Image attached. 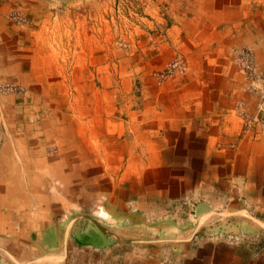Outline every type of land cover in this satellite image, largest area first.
<instances>
[{
  "label": "crops",
  "instance_id": "1",
  "mask_svg": "<svg viewBox=\"0 0 264 264\" xmlns=\"http://www.w3.org/2000/svg\"><path fill=\"white\" fill-rule=\"evenodd\" d=\"M174 5L124 75L82 59V35L27 45L0 9V84L26 90L0 95V264H264V135L234 60L264 70V0ZM178 57L187 74L160 81Z\"/></svg>",
  "mask_w": 264,
  "mask_h": 264
},
{
  "label": "rangeland",
  "instance_id": "2",
  "mask_svg": "<svg viewBox=\"0 0 264 264\" xmlns=\"http://www.w3.org/2000/svg\"><path fill=\"white\" fill-rule=\"evenodd\" d=\"M3 1L4 24L21 31L27 45L35 31L43 35L42 46L57 50L76 44L82 35V59L86 50L88 61L107 64L105 71L114 68L122 75L149 54L145 47H156L164 40L176 23V12L186 8L175 6V0ZM16 16L25 21L19 24ZM237 231L245 237L250 233L242 228Z\"/></svg>",
  "mask_w": 264,
  "mask_h": 264
},
{
  "label": "built area",
  "instance_id": "3",
  "mask_svg": "<svg viewBox=\"0 0 264 264\" xmlns=\"http://www.w3.org/2000/svg\"><path fill=\"white\" fill-rule=\"evenodd\" d=\"M15 20L19 24L25 21L22 16H16ZM234 60L238 67L239 73L244 82L243 90L257 97L256 113L249 115L245 111V105L238 103V109L244 119V130L255 131L257 136L264 135V70H261L254 57V53L249 48H244L234 53ZM188 72V63L183 58H177L167 64L164 70L157 74L160 81H164L174 76H184ZM25 88L12 83L0 84V95L14 94L24 95ZM49 154L54 155L55 151Z\"/></svg>",
  "mask_w": 264,
  "mask_h": 264
}]
</instances>
